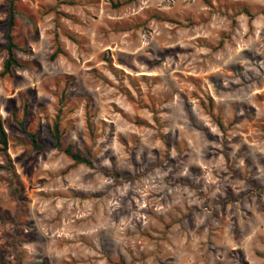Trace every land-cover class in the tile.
<instances>
[{"label": "rangeland", "instance_id": "rangeland-1", "mask_svg": "<svg viewBox=\"0 0 264 264\" xmlns=\"http://www.w3.org/2000/svg\"><path fill=\"white\" fill-rule=\"evenodd\" d=\"M13 1L0 264H264V0Z\"/></svg>", "mask_w": 264, "mask_h": 264}, {"label": "trees", "instance_id": "trees-1", "mask_svg": "<svg viewBox=\"0 0 264 264\" xmlns=\"http://www.w3.org/2000/svg\"><path fill=\"white\" fill-rule=\"evenodd\" d=\"M131 1L132 0L119 1L115 4V6L119 7ZM62 2H68V4L75 3V1H70V0H65ZM6 11H8V19L4 23V26L7 29L6 36H5L6 43L4 44V50L6 52V56L3 60L2 70L0 74L2 76L13 77L17 69L25 68L28 66V64L27 62L19 59L16 55V51L21 49V46L16 41L15 34H14V29L17 25L16 16L18 12H17V8L13 0L9 2V5L6 7ZM243 12L246 15H248L250 22L254 19L253 14L247 9H244ZM157 18L165 20L162 17H157ZM62 54H64V51L58 45L56 50L50 55V59L54 60L57 56L62 55ZM66 95H67L66 89H63L58 98V102L60 104V106L57 109L58 113L55 115L54 120L51 123L47 124L49 135L53 140V146L63 151L76 164H85L87 166H92V160L90 159L89 156L82 154L79 150L75 149L72 145L65 144L62 140L63 132L61 130V112L63 110V106L65 105ZM86 114H87V119H88V127L89 126L91 127V121L88 117V113ZM28 115H29V104L27 102H24L23 104V116L22 117H19L15 111H12L13 121L22 128L32 148L37 149V150H43L44 146L43 144L39 143L38 133L36 131L29 129L26 125V116ZM219 126L222 127L223 126L222 123H219ZM7 149H8V134L6 131V124L0 115V151L3 152L5 156H7ZM0 168H4L8 170L12 174L14 172L13 166L11 165L9 159H7V162L5 165H0ZM112 176L114 178H120L122 177V174L119 172H113ZM124 177L128 178L127 176H124ZM0 218H2L1 212H0Z\"/></svg>", "mask_w": 264, "mask_h": 264}]
</instances>
